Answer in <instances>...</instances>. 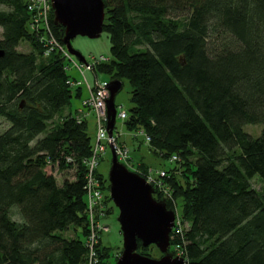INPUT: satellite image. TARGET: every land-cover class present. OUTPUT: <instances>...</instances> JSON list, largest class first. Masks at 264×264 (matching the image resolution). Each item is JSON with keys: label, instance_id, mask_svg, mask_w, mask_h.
I'll return each mask as SVG.
<instances>
[{"label": "trees", "instance_id": "trees-1", "mask_svg": "<svg viewBox=\"0 0 264 264\" xmlns=\"http://www.w3.org/2000/svg\"><path fill=\"white\" fill-rule=\"evenodd\" d=\"M103 2L111 60L93 72L129 81L124 128L144 132L151 152L171 163L162 178L170 198L156 189L153 197L173 211L179 202L187 228L175 226L169 250L186 264H264V193L251 183L264 180V0ZM0 6V264H87L83 160L92 140L85 119L59 116L81 87L67 83L62 53L46 55L44 34L30 31L25 0ZM50 26L62 45L53 13ZM21 42L31 50L18 51ZM247 124L263 128L253 137ZM56 163L75 167L74 180L59 185L46 174ZM72 225L76 238L60 235ZM98 244L97 264H109ZM150 246L138 242L137 251Z\"/></svg>", "mask_w": 264, "mask_h": 264}, {"label": "water", "instance_id": "water-1", "mask_svg": "<svg viewBox=\"0 0 264 264\" xmlns=\"http://www.w3.org/2000/svg\"><path fill=\"white\" fill-rule=\"evenodd\" d=\"M56 24L64 28L62 42L67 51L80 62L85 59L71 45L76 36L97 38L103 31L105 5L103 0H50ZM4 51L0 49V57ZM122 81L113 79L107 84L106 99L108 136L113 134L116 122L115 95L122 89ZM111 165L108 171L109 196L118 208V222L123 238V249L116 264H186L181 256L170 257V234L175 215L164 203L153 197V189L143 177L128 170L118 162L110 143ZM138 242L143 247L155 245L163 254L152 258L137 251Z\"/></svg>", "mask_w": 264, "mask_h": 264}, {"label": "rangeland", "instance_id": "rangeland-1", "mask_svg": "<svg viewBox=\"0 0 264 264\" xmlns=\"http://www.w3.org/2000/svg\"><path fill=\"white\" fill-rule=\"evenodd\" d=\"M6 10L3 6H0V11ZM54 17V16H53ZM1 28H0V38H1ZM63 43V42H62ZM64 45V44H63ZM72 47L79 51L81 55L84 57L85 61L87 63H91L92 57H99L103 56L107 58V62L111 60L110 56V40L108 37L107 32L102 31L99 37L97 38H89L86 36H76L71 40ZM17 50L20 52H29L31 50V46L27 42H21L19 46L17 47ZM69 53V52H68ZM70 54V53H69ZM70 59L67 57L65 60V63L67 64V73L69 76L76 82H81V85L76 84V86H73L74 89L77 86H80L81 94L80 96H73L70 100V103L64 107L61 114L59 115L61 118L63 116H66L70 113L75 114L77 110H84V113L88 112L87 116V133L91 137V140L93 142L94 136L96 133V119H95V113L91 110L89 111L84 106V101L89 96V91L87 89V85L84 81V78L86 82L90 85L91 88H94L96 81L98 82H110L113 80L112 75L108 73H100L97 72L96 75L94 74L93 70L87 69L85 67H82V72L78 70V68L74 65L75 63H78L80 65V61L72 54H70ZM83 73V75H82ZM123 85L122 89L115 95V104L117 105L116 110L119 112L120 110H124L125 112H128V109L131 107V90L132 87L127 79L121 80ZM60 117H56L55 121L58 122L61 120ZM78 117H83L82 112H78ZM123 120L119 117L116 118V129L114 130L118 134V139L121 142H124V146L128 149L129 153V162L130 165L134 164L139 161V166L144 163L145 169H141L138 167L139 172L146 173L148 172L149 167H151L155 171V167L159 166L161 168H165L169 164H171L169 161L164 160L162 158L156 157L150 150L149 144L145 142L143 134L129 132L126 130L123 126ZM7 123L3 119L0 118V132L3 131L4 128H6ZM263 126L261 124L258 125H252L247 124L244 126V131L249 133L251 136L256 137L260 134ZM119 144V142H116ZM110 145V144H109ZM111 151L108 148L106 152L103 155V158L101 159L99 166L97 168L98 172L104 175L108 178V171L111 165ZM71 158H68L70 160ZM44 171H46V174L52 175L55 179L57 184H61L64 180H74L75 178V167L73 168H67V169H61L58 167V163L52 165L48 164ZM252 186L256 188L257 190H260L264 193V180L258 177L256 175L251 180ZM105 196V193H104ZM164 198H170V194H162ZM177 203V201H176ZM178 213L176 210H170L174 212L175 219L174 223L177 222L176 220L179 217L180 214V204L178 202ZM177 207V204H176ZM109 210V212H108ZM92 216L95 220L96 225L99 223V230L100 233L99 236L96 237V242L93 243V251L95 252L96 259L98 260V253H97V247H99L98 242L101 241V246H106L109 248V264H116V261L118 257L121 255L122 249H123V238L120 231V225L118 222V208L113 203V201L105 200L99 203L95 207V211L92 213ZM180 222V218H179ZM94 223V221H93ZM181 229H186L187 225L181 224ZM76 227V226H75ZM74 227V225L70 226L66 231H63L60 233L64 238H76L77 237V230ZM175 227H173L174 229ZM173 229L171 233L173 232ZM176 230V229H175ZM102 232V233H101ZM171 236V234H170ZM84 238V241H88ZM98 244V245H97ZM92 245V242H91ZM150 246V245H148ZM148 255L152 258H160L163 256V254L157 249L155 245L152 244V246L148 249ZM178 253H180V250L177 248V250H169L168 255L170 257L179 256ZM88 262V258H87Z\"/></svg>", "mask_w": 264, "mask_h": 264}, {"label": "built area", "instance_id": "built-area-1", "mask_svg": "<svg viewBox=\"0 0 264 264\" xmlns=\"http://www.w3.org/2000/svg\"><path fill=\"white\" fill-rule=\"evenodd\" d=\"M25 5L27 11L29 12V21L28 26L30 31L42 32L44 35L41 36L42 41L47 49L46 55L49 51L57 50L60 51L63 57H68L70 59V54L68 53L65 45H62L58 42L56 36L53 34L51 26H50V17L53 13L51 7L50 0H25ZM107 58L103 56L92 57L91 63H75L74 65L78 68L79 71L82 72V67L93 70L94 67L106 61ZM67 71V64L65 66ZM83 75V73H82ZM86 87L89 91V96L84 101V106L92 110L95 113L96 119V133L94 136V140L92 142L91 155L83 160V164L85 166L84 180H85V200H86V211L87 216L89 217V235L86 240V245L88 246V262L87 264H97L98 260L96 259L95 252L93 251V243L96 242V237L101 230H99V223L96 225L95 220L92 216V213L95 211V207L104 201V189L101 179L98 175V165L100 159L103 157L106 152L107 146L111 143L114 149V152L117 156V160L119 163L129 166V151L126 146L117 144V140L115 139L114 134L111 137L108 136L107 130V115H106V99L109 96V92L107 89L108 82H98L96 81L94 88H91L90 85L86 82ZM67 83L70 86H76V84L81 85V82H76L74 79L70 78ZM126 112L124 110H120L116 112V118L120 119L126 118ZM139 134H143L145 142H150V137L146 135L144 132L139 131ZM177 157L172 156L171 160H175ZM149 168L148 172L143 174V178L145 181L151 185L153 189V194L155 189L162 194H170L168 186L163 183L162 178L165 176V171L163 169H158L153 172ZM94 221V223H93ZM174 223V227L176 226V231L181 232V225L179 222V218ZM92 242V245H91ZM179 256L183 257L182 252L178 253ZM184 258V257H183Z\"/></svg>", "mask_w": 264, "mask_h": 264}, {"label": "crops", "instance_id": "crops-1", "mask_svg": "<svg viewBox=\"0 0 264 264\" xmlns=\"http://www.w3.org/2000/svg\"><path fill=\"white\" fill-rule=\"evenodd\" d=\"M89 110V109H88ZM89 111H91V110H89ZM78 112L79 113H81L82 112V114H83V117H78ZM70 113V112H69ZM70 114H72L73 116H75L76 118H78V119H85L86 121H87V116H88V112H86V113H84V110H77L76 112H75V114H73V113H70ZM114 130V129H113ZM115 135H116V133H115ZM119 141V140H118ZM121 142V141H120ZM123 144H125L124 142H123ZM108 148L110 149V146L108 145L107 146V149L106 150H108ZM103 158V157H102ZM101 158V159H102ZM101 159H100V161H101ZM129 162V161H128ZM100 163V162H99ZM139 161L136 163V165H134V164H132V165H130V163H129V166H125L128 170H130V171H133V172H135V173H141V172H139V169H138V166H139ZM123 165V164H122ZM99 166V165H98ZM151 170H153L151 167H149ZM158 169H163V168H161V167H159V166H156L155 167V171H157ZM149 170V169H148ZM155 171H153V172H155ZM142 174V173H141ZM144 174V173H143ZM141 176V175H140ZM141 177H143V176H141ZM107 180H108V178H107ZM108 183H109V180H108ZM108 193H109V188H108ZM178 207V206H177ZM177 207H175V210L177 211V213H178V208ZM174 213V212H173Z\"/></svg>", "mask_w": 264, "mask_h": 264}]
</instances>
